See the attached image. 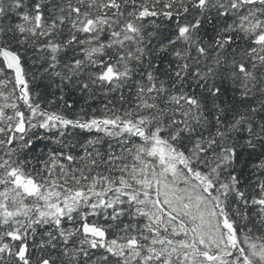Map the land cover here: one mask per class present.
I'll return each instance as SVG.
<instances>
[{
    "label": "snow or ice",
    "instance_id": "1",
    "mask_svg": "<svg viewBox=\"0 0 264 264\" xmlns=\"http://www.w3.org/2000/svg\"><path fill=\"white\" fill-rule=\"evenodd\" d=\"M0 264H264V0H0Z\"/></svg>",
    "mask_w": 264,
    "mask_h": 264
}]
</instances>
